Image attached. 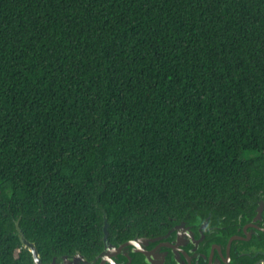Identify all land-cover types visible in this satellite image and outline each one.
<instances>
[{"label":"trees","instance_id":"1","mask_svg":"<svg viewBox=\"0 0 264 264\" xmlns=\"http://www.w3.org/2000/svg\"><path fill=\"white\" fill-rule=\"evenodd\" d=\"M264 193V0H0V264L156 237Z\"/></svg>","mask_w":264,"mask_h":264},{"label":"water","instance_id":"2","mask_svg":"<svg viewBox=\"0 0 264 264\" xmlns=\"http://www.w3.org/2000/svg\"><path fill=\"white\" fill-rule=\"evenodd\" d=\"M252 214L227 221L215 219L212 211L190 220L176 221L166 233L120 243L109 240V224L103 209L102 250L92 259L76 251L54 255L47 263L28 242L14 221V236L32 259V264H264V193L249 199Z\"/></svg>","mask_w":264,"mask_h":264}]
</instances>
